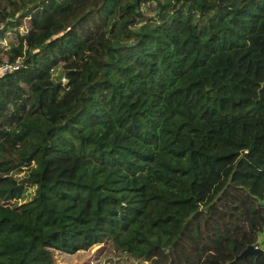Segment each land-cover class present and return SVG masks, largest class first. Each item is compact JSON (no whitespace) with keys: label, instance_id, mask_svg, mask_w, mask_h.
Instances as JSON below:
<instances>
[{"label":"trees","instance_id":"16d2710c","mask_svg":"<svg viewBox=\"0 0 264 264\" xmlns=\"http://www.w3.org/2000/svg\"><path fill=\"white\" fill-rule=\"evenodd\" d=\"M263 19L264 0H0V64L21 58L0 75V264L95 245L104 264H264L236 257L264 226V102L251 124L174 87Z\"/></svg>","mask_w":264,"mask_h":264},{"label":"rangeland","instance_id":"374dc122","mask_svg":"<svg viewBox=\"0 0 264 264\" xmlns=\"http://www.w3.org/2000/svg\"><path fill=\"white\" fill-rule=\"evenodd\" d=\"M263 78L264 19L245 48L214 54L204 67L187 72L174 87L200 111L218 112L229 118L240 116L253 124L258 120V104L264 102V85L259 86ZM227 93L240 95L242 105H230L224 97ZM231 161H220L211 173L201 176L197 186L201 201L220 178L222 167ZM95 247L56 254V264H104L108 256L100 257Z\"/></svg>","mask_w":264,"mask_h":264},{"label":"water","instance_id":"95a60500","mask_svg":"<svg viewBox=\"0 0 264 264\" xmlns=\"http://www.w3.org/2000/svg\"><path fill=\"white\" fill-rule=\"evenodd\" d=\"M264 85V78L259 82V86ZM233 169L229 173L227 177V181L224 183V185L214 194L212 199L209 201V204L214 202L222 193V191L226 188L227 184L229 183L230 176ZM253 198L256 200V202L260 205H264V198H259L257 196H253ZM264 253V226L261 227V229L256 231L255 240L246 246H244L239 253L236 255V257H245L247 254H253L254 257Z\"/></svg>","mask_w":264,"mask_h":264},{"label":"built area","instance_id":"2783aa9c","mask_svg":"<svg viewBox=\"0 0 264 264\" xmlns=\"http://www.w3.org/2000/svg\"><path fill=\"white\" fill-rule=\"evenodd\" d=\"M20 65H21V58L20 57H16L13 61H10V62L1 63L0 64V75L16 69ZM63 80H64V78L62 77L61 81H63Z\"/></svg>","mask_w":264,"mask_h":264}]
</instances>
